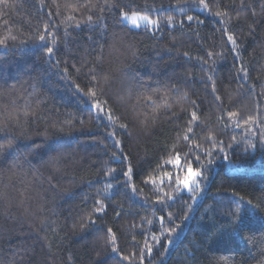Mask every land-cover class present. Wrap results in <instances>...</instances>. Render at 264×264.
<instances>
[{
    "label": "trees",
    "instance_id": "obj_1",
    "mask_svg": "<svg viewBox=\"0 0 264 264\" xmlns=\"http://www.w3.org/2000/svg\"><path fill=\"white\" fill-rule=\"evenodd\" d=\"M84 2L0 3V264H264V0L66 7ZM122 9L159 23L131 27ZM187 162L200 188L176 192Z\"/></svg>",
    "mask_w": 264,
    "mask_h": 264
},
{
    "label": "snow or ice",
    "instance_id": "obj_2",
    "mask_svg": "<svg viewBox=\"0 0 264 264\" xmlns=\"http://www.w3.org/2000/svg\"><path fill=\"white\" fill-rule=\"evenodd\" d=\"M5 0H0V3H4ZM200 5L205 8V9H208L209 5L208 3L206 2V0H200ZM106 6L110 7L111 5L107 3V0H106ZM66 7L70 8L72 11H78L79 8H86L88 9L89 11H91V9L93 7H95L94 4L91 3V0H85L84 3L82 4H79V5H76V4H68L66 5ZM241 7H243V0H241ZM104 8L102 7L101 8V11H103ZM217 16L219 17H223L225 15H227L226 12H221V11H217L215 13ZM253 15H255V13H253ZM120 17H121V20H127L131 25L135 26V27H139V22L140 21H144L146 22L149 26H152V25H158V21L156 20H152L149 18L148 15H143V14H140L138 12H135L133 11L131 13V15H129L127 12H125L123 9L121 10V13H120ZM73 17L69 16L68 19L71 20ZM188 20H192L193 17L192 16H189L187 17ZM89 20H91V16L88 17ZM168 22L171 24L172 20H173V17L172 16H169L168 18ZM236 19H239V14L237 15ZM223 23V21H221ZM200 23H202V21H200ZM48 29L47 27H45V32H47ZM225 34L228 36V41L231 42L233 45H236V39L234 38L233 35H229L227 33V30H225ZM13 39H15V37H12ZM39 39L41 41H44L45 40V36L43 34H40L39 35ZM4 41L0 40V44H3ZM46 53L51 56L53 54V48L51 47H47L46 48ZM185 55H188L187 53H185ZM214 53L209 51L208 52V57L211 58L213 57ZM205 63H207V61H204ZM79 71V70H77ZM65 72L67 73V69L65 68ZM91 72V83L90 85L88 86V92L86 93L88 96H90L91 98H93L96 103H94L92 105L93 108L97 109L98 111L100 112H103L104 111V107H103V101L100 100V97L98 96V92L99 93H103L104 91V87L105 85L108 83V78L107 76H104V77H100L99 75L96 74V71L95 69H92L90 70ZM244 74L247 75V70L245 69L244 70ZM77 90L79 91V86H77ZM215 91V89H213ZM185 96H187V94L185 93ZM147 99H151L150 97H147ZM217 100H220L221 98L219 96L216 97ZM196 101H192V104L195 105ZM164 104L165 106H168L167 105V99H165L164 101ZM155 111V109H154ZM34 114V113H33ZM25 116L29 115L28 112H25L24 113ZM238 116V113L237 112H230L229 113V118L231 119L232 117H236ZM107 119L110 121V122H115V117L111 114V112H109L108 116H107ZM253 119V117L249 116L247 118V120H245L244 122L245 123H248L250 122L251 120ZM198 121V116H197V113L195 111H193L191 113V120L188 122V127L186 129V132L187 133H191L193 131V128H192V125L194 123H197ZM120 127H125V125H120ZM109 135L111 136L112 133H109ZM184 140H189V136L187 134L184 135L183 137ZM208 139L211 140L212 137L211 136H208ZM117 146H119V141L116 142ZM191 146V145H190ZM7 147H11V141H9L7 144H0V150H3ZM209 155H211V153H209ZM113 156L114 158L116 159H119L118 156H116L115 153H113ZM168 163H174L177 167H179L180 165V156L179 154H177L173 159H170L168 161ZM109 171L111 172H115V169H110ZM123 175L125 177H128L129 179H131V169L129 168L127 171H125L123 173ZM164 176H167V177H170V174L168 172H164ZM198 178H202V173L200 171V169H193V166H192V163L190 162H187V172H186V175H184L183 179H179L177 178L176 179V188H175V191L176 192H180L181 191V188L184 189V190H189V191H192V192H196L199 190L200 188V184L197 182L198 181ZM149 181H146V183H148ZM154 183V182H153ZM161 183H163V181H161ZM108 188L111 189L112 188V185L111 184H108ZM158 191H163L162 188H158L157 189ZM133 191H135V188H133ZM167 195V199L168 200H172L173 199V196L171 193H166ZM195 195H193L192 199H195ZM242 199V198H241ZM157 202H160V203H164L163 200H160L158 198V201ZM96 205H98L99 207H97L95 209V211L97 213H100V212H103L104 211V205L102 203L101 200H97L96 201ZM239 207L237 208V220L240 219V215H239ZM120 213L118 212L117 213V216H119ZM89 220L92 222V223H95V220H92L91 216H89ZM160 221H161V225H162V228L165 227V219L164 217H161L160 218ZM168 221L171 222L172 221V216L171 214L169 215L168 217ZM149 224H151V221H149ZM81 227H83V225H81ZM177 227H179V225H177ZM167 234L168 236H172V234L174 232H176V228H167ZM153 239H156V237L154 236ZM105 242L107 244H112L114 245L115 242H116V237L115 235L113 234L112 232V229H108V233H107V236L105 237ZM169 243H171V240L168 241ZM112 251L113 252H116L117 249L116 247H113L112 248ZM147 251L149 254H151L152 252V248L151 247H148L147 248ZM121 259H127V257H121ZM141 264H143V261H141Z\"/></svg>",
    "mask_w": 264,
    "mask_h": 264
},
{
    "label": "rangeland",
    "instance_id": "obj_3",
    "mask_svg": "<svg viewBox=\"0 0 264 264\" xmlns=\"http://www.w3.org/2000/svg\"><path fill=\"white\" fill-rule=\"evenodd\" d=\"M140 14H141V13H140ZM129 15H131V14H129ZM143 15H146V14H143ZM148 16H149V15H148ZM149 18L152 19V20H155L154 18H152V17H150V16H149ZM122 21L125 22V23H127V24H129L131 27L138 28V27H135V26L131 25L127 20H122ZM139 25H140V26H148V27H150V28L155 26V25L149 26V25H148L146 22H144V21H140V22H139ZM140 26H139V27H140Z\"/></svg>",
    "mask_w": 264,
    "mask_h": 264
}]
</instances>
